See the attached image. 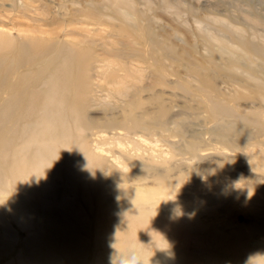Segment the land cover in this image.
Wrapping results in <instances>:
<instances>
[{
    "label": "rangeland",
    "instance_id": "374dc122",
    "mask_svg": "<svg viewBox=\"0 0 264 264\" xmlns=\"http://www.w3.org/2000/svg\"><path fill=\"white\" fill-rule=\"evenodd\" d=\"M31 1L30 9L24 13L12 9L6 0L1 1L0 32L19 39L36 24L32 17H44L46 13L57 17L63 26H56L55 31L62 29L69 34L61 37L63 42L76 39L77 32L105 42L97 50L102 53L95 63L98 71L106 75L115 70L121 78L117 80L127 77L130 91L136 90L129 104L133 106L127 105L131 117L143 125L142 132L127 136L128 142H124L121 131H95L90 136L91 144L102 150L100 153L97 149L104 174L113 177L112 185L105 184L108 191L102 197L103 203L124 208L133 217L140 210L152 222L163 221L172 213L173 217L182 215L181 219L177 217L179 220L198 218L207 224L208 232L198 233L200 230L191 226L187 228L192 230L189 233L176 230L171 238L166 230L157 228L196 260L215 252L206 244L208 233L207 238L214 242L235 232L247 241L256 240L264 250V96L259 93V88L264 90V0H124L129 9L124 3L112 7L110 0ZM42 5L47 10H40ZM88 5L99 8L103 18L100 22L77 13L88 9ZM121 31L131 37L126 38ZM112 32L114 35L106 39ZM117 49L130 56H115ZM244 52L249 54L248 61ZM233 61L236 68L231 66ZM194 68L203 69L205 80L195 75ZM99 77L94 80V92L103 97L106 91L103 87L100 90L102 82L106 88L113 84H107L106 76V80ZM140 84L145 87L138 91ZM89 114L97 120L103 116L99 110H90ZM121 115L120 110L115 112V116ZM119 138L123 140L117 144L115 139ZM131 187L143 193L139 203L144 207L131 208L137 213L124 204ZM6 218L10 231H21L11 217ZM154 228H147L151 231L147 235L152 234L147 242L154 239ZM19 233L22 236L24 231ZM168 240L163 243L171 245ZM194 244L200 252L193 250ZM165 248L164 245L166 251ZM180 249L176 258L185 253L180 254ZM8 257H0V264Z\"/></svg>",
    "mask_w": 264,
    "mask_h": 264
},
{
    "label": "bare ground",
    "instance_id": "6f19581e",
    "mask_svg": "<svg viewBox=\"0 0 264 264\" xmlns=\"http://www.w3.org/2000/svg\"><path fill=\"white\" fill-rule=\"evenodd\" d=\"M8 1L6 3L12 9L22 10V13L32 5L31 0ZM125 1L110 0L109 3L112 7L115 3L127 6ZM89 8H80L77 13L91 18L94 23L100 22L103 18L99 8ZM40 10H47L46 5H42ZM46 15L32 17L36 24L29 28L30 33L19 39L0 32V257L10 256L2 264H11L13 259L17 261L14 264H112V260L113 264H121L122 258H131L133 251L138 254V264H264V256H261L264 250H260L256 240L247 241L233 231L214 242L207 238L208 233L206 244L215 248V252L196 260L197 257L187 254L186 249L162 236L163 231L158 232V229L166 230L170 237L176 230L185 229V233H189L192 230L187 228L191 226L200 230L198 233H204L207 224L205 226L198 218L190 216L189 219L179 220L182 215L179 218L170 213L171 216L165 220L157 221L155 217L152 222L146 218V213L147 216L142 212L140 214L139 208V212L135 211L138 212L136 217H140L137 219L130 212L126 211V214L124 208L103 203L105 200L102 197L108 191L106 185L113 184V177L104 174L103 161L98 153L100 149L98 145L91 144L90 136L95 131H121L124 142H128L127 136L142 132L143 125L132 118L134 116L131 117L128 107L133 101L131 98L137 95L136 90L130 91L129 84L126 85L127 77L122 80L125 84L121 87L120 75L116 76L115 70L106 75L98 71L95 63L102 53L97 50L102 49L105 42L81 32H77L78 37L76 33L72 34L73 37L76 35V39L63 42L61 37L69 34L62 29L55 31L56 26H63V21ZM113 33L108 34L106 39ZM128 34L124 36L131 37ZM113 54L121 58L130 56V53L120 49ZM243 56L246 61L249 60V54ZM234 62H230L232 67L236 66ZM194 69L195 75L205 80L203 69ZM101 75L103 80L109 78L107 84L117 86L106 88L103 81L100 85V90L103 87L106 91L103 97L96 96L93 86L96 77ZM118 77L120 80H117ZM144 87L140 84L137 90ZM259 90L263 97L264 90ZM90 110H99L102 119L97 120L89 114ZM118 110L122 113L119 117L115 116ZM123 138L115 139V142L120 144ZM164 181L167 182V179ZM127 191L129 199L124 204L134 212L131 208L135 210L142 205L140 198L143 193L132 187ZM163 216L160 215V218ZM6 217H11L17 229L24 231L22 236L21 231L8 229L10 225ZM151 226L158 229L154 239L147 242L152 237V234L147 235L151 232L147 228ZM167 240L171 245L163 243ZM164 245L167 246L166 251L163 250ZM198 245L193 246L196 252L201 250ZM149 246L155 251H150ZM179 249L182 252L178 253L185 252L186 255L176 258ZM173 256L175 260L171 259Z\"/></svg>",
    "mask_w": 264,
    "mask_h": 264
},
{
    "label": "clouds",
    "instance_id": "9594fccd",
    "mask_svg": "<svg viewBox=\"0 0 264 264\" xmlns=\"http://www.w3.org/2000/svg\"><path fill=\"white\" fill-rule=\"evenodd\" d=\"M138 254L133 251L131 253V258H122L121 260V264H138ZM112 264H113V260H112Z\"/></svg>",
    "mask_w": 264,
    "mask_h": 264
}]
</instances>
